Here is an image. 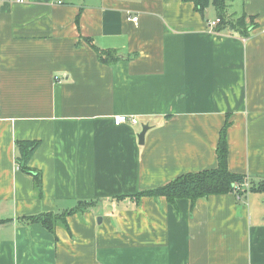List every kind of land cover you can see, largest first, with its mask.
<instances>
[{
	"label": "crops",
	"instance_id": "obj_1",
	"mask_svg": "<svg viewBox=\"0 0 264 264\" xmlns=\"http://www.w3.org/2000/svg\"><path fill=\"white\" fill-rule=\"evenodd\" d=\"M228 4L252 25L247 38L211 27L212 4L3 1L0 264H264V0ZM87 39L119 59L103 62ZM226 122L228 169L262 189L135 197L215 169ZM20 141L38 144L41 191L19 168ZM83 200L95 203L53 232L25 219Z\"/></svg>",
	"mask_w": 264,
	"mask_h": 264
},
{
	"label": "trees",
	"instance_id": "obj_2",
	"mask_svg": "<svg viewBox=\"0 0 264 264\" xmlns=\"http://www.w3.org/2000/svg\"><path fill=\"white\" fill-rule=\"evenodd\" d=\"M192 2L196 9L199 12H204L205 9L210 5H214L217 9L219 20L216 29L222 30L224 28L234 29L244 38L250 36L252 25L246 22V17L240 16L234 18L233 15H230L228 12L229 2L231 0H183ZM89 44L95 49L100 60L103 62H112L119 59L117 52L115 50H101L96 47L92 39H87ZM230 124L225 123L224 127L220 131L219 143L217 146L216 153L218 154V166L215 169L206 170L203 172H191L188 174L181 175L175 180L170 181L161 187L147 189L140 193L135 194L137 199L142 196H152L155 198L164 196L170 203L177 204V199L187 198L191 202H196L199 198H205L211 194H221L226 192H233L242 198L246 196L249 192L256 189H262L256 187L253 183V178L247 177L246 175L240 173H233L228 169V139H227V130ZM38 144L32 141H20L16 142L17 148V162L19 168L22 171L34 174L36 189L41 191L42 187V174L37 171H34L29 167V158ZM246 183H249V187L244 186ZM238 186H241L240 189H237ZM79 204L72 208L69 211L64 213H42L40 215H30L25 219L27 222H39L44 224L47 229L54 231L58 223L64 221L66 215L72 214L74 211H82L87 208V206L95 203L93 200H83L79 201Z\"/></svg>",
	"mask_w": 264,
	"mask_h": 264
},
{
	"label": "built area",
	"instance_id": "obj_3",
	"mask_svg": "<svg viewBox=\"0 0 264 264\" xmlns=\"http://www.w3.org/2000/svg\"><path fill=\"white\" fill-rule=\"evenodd\" d=\"M3 1L4 0H0V11L2 9ZM16 1L22 2L24 0H16ZM137 19H138L137 17H134L133 21H137ZM218 21L219 20L217 19V21L210 22V26L215 27L217 25ZM115 123L116 124H120V123H129L130 124L131 123L133 125H136V124H138V119L136 116L127 117V116L120 115V116L115 117ZM244 186L249 187V183H246ZM240 188H241V186L237 187V189H240Z\"/></svg>",
	"mask_w": 264,
	"mask_h": 264
},
{
	"label": "water",
	"instance_id": "obj_4",
	"mask_svg": "<svg viewBox=\"0 0 264 264\" xmlns=\"http://www.w3.org/2000/svg\"><path fill=\"white\" fill-rule=\"evenodd\" d=\"M149 129V126L147 125V124H145V125H143V130H142V132H140L139 134H138V138H139V141H140V143L141 144H143L145 141H144V139H145V134H146V132H147V130Z\"/></svg>",
	"mask_w": 264,
	"mask_h": 264
},
{
	"label": "rangeland",
	"instance_id": "obj_5",
	"mask_svg": "<svg viewBox=\"0 0 264 264\" xmlns=\"http://www.w3.org/2000/svg\"><path fill=\"white\" fill-rule=\"evenodd\" d=\"M234 18H236V17H234Z\"/></svg>",
	"mask_w": 264,
	"mask_h": 264
}]
</instances>
